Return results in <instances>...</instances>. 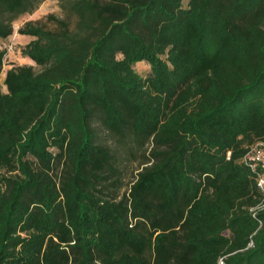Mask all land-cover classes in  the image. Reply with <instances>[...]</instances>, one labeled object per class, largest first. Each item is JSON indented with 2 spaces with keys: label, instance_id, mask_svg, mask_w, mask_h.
<instances>
[{
  "label": "trees",
  "instance_id": "16d2710c",
  "mask_svg": "<svg viewBox=\"0 0 264 264\" xmlns=\"http://www.w3.org/2000/svg\"><path fill=\"white\" fill-rule=\"evenodd\" d=\"M44 1L0 0V41ZM60 8L53 30L17 28L40 70L12 66L0 87V264H264L259 168L243 162L264 143V0ZM95 124L143 152L121 194Z\"/></svg>",
  "mask_w": 264,
  "mask_h": 264
},
{
  "label": "rangeland",
  "instance_id": "374dc122",
  "mask_svg": "<svg viewBox=\"0 0 264 264\" xmlns=\"http://www.w3.org/2000/svg\"><path fill=\"white\" fill-rule=\"evenodd\" d=\"M47 15H54L57 18H63L65 13L60 8V0H45L40 5H38L36 11L32 15H24L20 17L14 24L13 28L16 30L21 27L27 21H39L42 25L48 30L55 29V25L52 22L46 21ZM74 23V22H73ZM29 39L22 37L20 35H14L11 38H8L5 41H0V49L6 51L3 72L0 74V87L2 92H5V87L3 85L4 81V72L12 66H22L28 65L33 67L35 71H39L40 68L35 66L32 62L26 59L21 50L28 43ZM135 71L141 76H147L148 67L145 64H137L134 66ZM95 133L97 136V144L112 150L113 154L118 161L119 170L122 174L125 187L120 191V194L124 192L129 183L133 180L138 169V163L141 160L143 152H138L134 156L126 154L123 149H121L114 139L109 135V133L100 125L95 124L94 126ZM146 155L148 154V149Z\"/></svg>",
  "mask_w": 264,
  "mask_h": 264
},
{
  "label": "built area",
  "instance_id": "2783aa9c",
  "mask_svg": "<svg viewBox=\"0 0 264 264\" xmlns=\"http://www.w3.org/2000/svg\"><path fill=\"white\" fill-rule=\"evenodd\" d=\"M243 162L250 166L253 170L256 167L259 168V174L257 176L256 184L258 190L262 193L263 199L261 203L254 210H260L264 208V143H260L253 147L243 158ZM255 214H253L254 216ZM219 264H223L222 261Z\"/></svg>",
  "mask_w": 264,
  "mask_h": 264
},
{
  "label": "crops",
  "instance_id": "0c3cea01",
  "mask_svg": "<svg viewBox=\"0 0 264 264\" xmlns=\"http://www.w3.org/2000/svg\"><path fill=\"white\" fill-rule=\"evenodd\" d=\"M16 30H17V29H16ZM16 30L13 32V35H12L11 37H13L14 35H17V36H18V34H17ZM11 37H10V38H11ZM22 37H25V36H22ZM26 38H28V39H29V41L31 40L29 37H26ZM29 41H28V42H29Z\"/></svg>",
  "mask_w": 264,
  "mask_h": 264
}]
</instances>
